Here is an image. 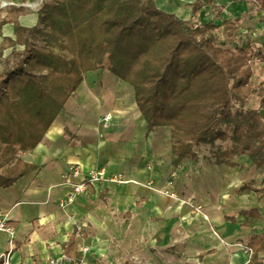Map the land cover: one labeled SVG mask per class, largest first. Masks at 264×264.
Here are the masks:
<instances>
[{"label": "crops", "instance_id": "obj_1", "mask_svg": "<svg viewBox=\"0 0 264 264\" xmlns=\"http://www.w3.org/2000/svg\"><path fill=\"white\" fill-rule=\"evenodd\" d=\"M154 1L160 10L195 20L190 5L197 0ZM4 2L10 4L3 7ZM33 2L0 0V43L6 37L16 39L15 24H37L41 6L35 8ZM230 3L236 4L215 0L217 5ZM18 9H23L20 15ZM200 19L213 20L210 7L202 9ZM11 53L8 48L3 57ZM3 70L0 61V75ZM242 157L250 163L235 160L232 167L215 165L199 154L175 170L170 129L149 131L134 88L109 70L88 72L44 140L22 154L38 169L0 188V212L15 229L12 248L10 236L0 233V255L11 250V264H49L64 256L63 244L80 225L78 250L82 243L90 248L80 264H109L121 253L124 264L137 259L145 264H249L247 242L252 233H264V194H239L245 183L255 180L249 178L253 161ZM71 166L81 169L79 180L91 170L104 169L130 182L90 186L63 208L60 203L71 191L63 175ZM253 208L260 216L252 220L243 211ZM122 245L127 250L120 251Z\"/></svg>", "mask_w": 264, "mask_h": 264}, {"label": "trees", "instance_id": "obj_2", "mask_svg": "<svg viewBox=\"0 0 264 264\" xmlns=\"http://www.w3.org/2000/svg\"><path fill=\"white\" fill-rule=\"evenodd\" d=\"M121 1L44 0L35 26L15 24L16 39L0 43V188L38 169L22 154L44 140L86 74L105 63L134 88L149 131L170 129L175 170L209 145L213 164L234 167L238 157L248 156L264 174V48L253 40L235 50L220 46L221 28L225 41L233 42L243 27L239 19L223 17L227 5L215 0L190 5L195 21L160 10L154 0H130L132 13H111ZM229 1L264 12V0ZM205 7L211 8L210 22L200 19ZM8 48L12 53L3 57ZM257 70L262 79L254 84ZM219 141L230 145L222 149ZM251 192L261 196L264 188L251 180L239 194ZM243 214L253 220L260 211ZM78 235L75 228L63 244V264L81 263ZM247 247L249 264H264V233H252Z\"/></svg>", "mask_w": 264, "mask_h": 264}, {"label": "rangeland", "instance_id": "obj_3", "mask_svg": "<svg viewBox=\"0 0 264 264\" xmlns=\"http://www.w3.org/2000/svg\"><path fill=\"white\" fill-rule=\"evenodd\" d=\"M43 1L44 0H34V2H33L34 7L39 8L40 6H42ZM241 3L242 2H237L236 4H231V3L228 4L224 15L230 21H236L237 19H239L240 24L243 27V30L241 32L242 37L233 41V42L225 41V37L222 34L223 31L221 28L218 31V35H219L218 44L220 46H223L224 48H231V49L235 50L237 47L245 45L248 40H253L256 47L264 48V12H258L254 8H251L250 6L248 7V5L246 6L245 4H241ZM132 10L133 9H132L131 1L130 0H123L120 3H118L116 6H114L110 10V12L113 14H116V15H124L127 12L132 13L133 12ZM258 20H259V23H257ZM193 21H195V20H193ZM107 64L108 63H105V65L102 67L103 71H108ZM261 79H262V75L260 74L259 70H257L256 75H255L254 80H253L254 84L259 83V81ZM218 145L220 147H222V149H224V148L228 147L230 145V143L219 141ZM197 149H198V152L201 156L206 157L207 159L210 160V162H212L211 146L201 145ZM236 160L242 161V163H243V160L247 161L248 159L244 158V157H242V158L238 157ZM247 163H250V162L247 161ZM244 166H246V164H244ZM176 177H177V172L173 171L171 178L174 179ZM250 177L255 178L256 186L264 187V184H263L264 174H262L259 170H257L255 165H252V164H251V174H250L249 178ZM171 183H172V180H171ZM191 206L193 208L197 209V207H199V204H193V205L191 204ZM201 208H202V206H201ZM88 235H90V231H88ZM119 249H120V251L127 250V249L123 248V245ZM122 257H125V256H123L122 253L117 254L115 256V258L112 259L114 261L109 262V264H124V258H122ZM105 260H107V259H105ZM132 262H133V264H145L144 259H141V260L137 259L136 261L132 260ZM155 264H159V263L155 262Z\"/></svg>", "mask_w": 264, "mask_h": 264}, {"label": "built area", "instance_id": "obj_4", "mask_svg": "<svg viewBox=\"0 0 264 264\" xmlns=\"http://www.w3.org/2000/svg\"><path fill=\"white\" fill-rule=\"evenodd\" d=\"M10 3L4 2L2 4L3 7H6ZM108 118H106L107 120ZM82 175V171L78 166H71L69 170L63 175V180L65 184H67L71 191L67 195V197L61 201L60 206L66 207L69 204L75 202V200L86 194L89 187L91 185H101L104 183L114 184V185H123L129 183L130 181L125 178L123 174H108L104 169H95L91 170L87 173L85 179L79 180ZM172 197H176L174 193H170ZM198 211H201V206L197 207ZM79 237H83V227L78 225ZM14 232L15 229L8 224L6 217L0 212V233H5L10 236L9 245L10 248L14 245ZM90 248L84 243L81 244L80 252L83 254V257L89 252ZM248 254H251V251L247 249ZM11 253L12 251H8L2 253L0 258L4 259L3 264H11ZM65 261V257L63 256L61 259H50L49 264H63Z\"/></svg>", "mask_w": 264, "mask_h": 264}]
</instances>
